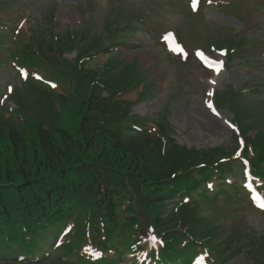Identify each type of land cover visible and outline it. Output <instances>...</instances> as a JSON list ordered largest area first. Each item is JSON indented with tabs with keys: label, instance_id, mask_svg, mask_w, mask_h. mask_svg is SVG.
<instances>
[{
	"label": "rangeland",
	"instance_id": "1",
	"mask_svg": "<svg viewBox=\"0 0 264 264\" xmlns=\"http://www.w3.org/2000/svg\"><path fill=\"white\" fill-rule=\"evenodd\" d=\"M189 2L195 10L197 0L195 6L194 0ZM187 12L183 0H0V183L11 206H19L10 187L23 181L22 175L38 177L51 170L57 173L55 168L42 167L35 125L43 124L50 132L52 146L59 151L49 155H60L57 163L61 166L74 159L96 157L97 149L86 151L78 134L83 108L96 82L105 86L97 85L95 96L117 98L137 118L123 122V128L132 130L137 125L149 134H153L152 128H158L166 133L178 157L173 176L150 183L148 178L160 169L149 168L162 158L157 145L150 142L154 138L147 135L127 140L139 145L141 153L132 157H137L138 168L145 167L148 175L142 181L145 190L139 188L133 194L118 181L125 194L118 213L124 226L137 212L135 220L143 226L133 225L137 232L121 226L112 239L104 236L90 241L86 233L80 237L87 228V222L81 223V219L91 209L96 172L82 166L70 171L66 179L62 180L59 171L54 182L45 179L44 188L56 186L77 210L55 249L51 245L59 228L41 240L22 241L30 245L25 251H31L33 257L40 259L43 252L51 257L39 264H76L72 262L74 256H88L84 248L99 247L100 243L129 249L137 242L136 251L123 250L119 254L126 264H144L159 244L176 252L172 248L178 244L173 240V230H188L192 206L180 208L179 203L185 201L179 197V203L170 200L154 208L141 197L149 189L168 190L171 185L178 191L192 190L187 193L189 202L198 200L193 203L199 220L192 226L194 239L179 245L187 242L186 251L192 254L181 264H264V212L258 210L245 189V166L223 171L221 166L206 165L182 172L189 166L187 160L205 164V155L197 157L199 151H205L210 159L216 149L230 155L242 151L232 127L236 120L253 124L244 135L246 139L264 140V0H202L196 12ZM15 29L23 32L18 34ZM165 31L175 33L184 47L177 44L174 50L164 40ZM25 33L31 37L32 51L25 49L23 41L19 43L20 36L26 41ZM229 35L242 45H227ZM224 47L234 51L226 56L222 54ZM194 49L223 60L224 66L219 71L203 68L193 57ZM17 65L28 73L39 72L47 82L55 81L58 86L55 82L47 83L48 88L43 87V81L28 83L26 70ZM12 136L15 141H26L24 155L20 149L17 153L12 150ZM68 149L70 153L64 159ZM244 151L253 165L252 175L248 174L255 187L264 190V160H254L257 156L252 150ZM127 159L124 156L125 162ZM229 183H235L240 191L232 190ZM156 217L165 224L156 225L159 231L169 234L168 240L150 231ZM200 232L212 234L202 245L197 241ZM150 237L155 241L151 242ZM5 255L2 252L0 260ZM116 257L108 250L93 253L90 259L84 257L79 264L86 260L89 264H114L119 259Z\"/></svg>",
	"mask_w": 264,
	"mask_h": 264
},
{
	"label": "trees",
	"instance_id": "2",
	"mask_svg": "<svg viewBox=\"0 0 264 264\" xmlns=\"http://www.w3.org/2000/svg\"><path fill=\"white\" fill-rule=\"evenodd\" d=\"M97 87L94 85L87 97V102L83 108L78 126L80 143L87 147L86 151L88 152L89 150L95 151L97 149L96 157L90 159L83 158L85 160L82 161H77L82 158L74 159L61 166L62 164L57 163L60 155H49L53 151H59L58 148L52 146L50 132L43 124L35 125L41 160L44 162L42 164L43 169L55 168L57 173L59 171V175H62L60 176L62 180L68 177L70 171H74V169L76 170L82 166L90 171L96 172V177L92 184L94 195L91 199V209L86 211L85 214H82L81 219V223L87 222V228L80 235L81 238H84L85 233L86 235L90 234L91 238L96 241L99 240L98 233H101V231L108 235V239H112L115 231L119 230L121 226L124 230L132 227L134 232H137V229L133 228V225L138 227L143 226L140 220H135V218H138L137 212L133 213L129 222H124V226L120 222L121 219L118 213V208L122 206V202L125 200L123 196L125 194H123L120 186L118 187L117 185L118 181L124 184L129 193L133 194L139 188L140 190H145L143 189L145 184L142 181H144L143 177L148 175L145 167L138 168L137 166L136 158L141 153L139 145H136L134 141L127 140L146 137L147 135L154 138L150 142L153 145H157L162 158L158 165L149 168V170L160 169V172L156 170L154 176L148 178L150 183L167 180L169 175L173 176L178 161V157L176 158L174 155L176 148L172 146V142L166 139L165 132L157 129L153 131V134H149L140 126L139 131L135 133H124L120 128V122H129L134 119V116L128 113V108H124L125 103L117 98H101L98 94L95 96L96 92L94 90H97ZM93 95L95 97L91 100L90 98ZM240 117L241 114L238 115V118ZM235 123L240 127L243 137L246 135V131L253 127L251 122L238 124L239 122L236 120ZM244 139V149L252 150L253 153H256L257 157L254 160H264V140L258 137L252 141L245 137ZM11 143L13 145L12 150H15L14 152L17 153V150L20 149L19 152L24 155V149L27 147L24 139L18 138L15 141V138L12 136ZM218 150L211 151L213 153L211 159L209 155L204 154L205 151H199L197 157L205 155V164L201 163L202 165H197L195 161L187 160L189 166L182 170V172L185 170L191 171L197 167L199 169L200 166L206 165H211L212 167L221 166L223 171L234 167L235 160H229L230 156H228V153ZM67 153H70L69 149L67 152L65 151L64 159L67 158ZM133 155L138 156L132 157ZM124 156L128 157L126 162L124 161ZM64 169L68 170L64 172ZM29 172L31 171L29 170ZM56 174H53L52 170L46 174L41 173L38 177H35V175L29 176L21 174L23 181L17 185L13 183L10 187V191L16 197L19 206H11L7 201L6 193L2 190V184L0 183V242L8 244L10 242L16 243L22 236H29L35 240H40L43 234L72 218L77 207L71 206L56 186L53 188H44L46 184L45 179L49 180V182H54L57 179ZM191 179L194 180L193 178ZM167 193L168 195H166ZM180 193L181 191H178L174 185H171L168 190L159 188L149 189L147 194L141 197L146 205L161 208L169 200L177 198ZM180 208L184 207L180 206ZM194 211L195 207H192V212L187 222V231H182L179 228L173 230L175 233L173 240L178 244H175L172 248H176V252L172 251L171 248L163 247L160 249V259L170 260L169 262L173 264L182 263L190 259L191 252L186 251L188 249L187 242L183 246L179 245L182 242L185 243L191 236L193 224L199 221ZM153 223L151 229L159 236L166 237L168 240L169 234L159 231V227L157 226L162 224L163 227L165 224L158 217L155 218ZM198 237L199 239H204L202 234H199ZM121 249H124V246ZM69 252V249L66 248V254ZM76 257L80 258V256ZM75 263L78 264V261L75 260ZM0 264L20 263H17L16 257H8L5 261L0 262Z\"/></svg>",
	"mask_w": 264,
	"mask_h": 264
},
{
	"label": "snow or ice",
	"instance_id": "3",
	"mask_svg": "<svg viewBox=\"0 0 264 264\" xmlns=\"http://www.w3.org/2000/svg\"><path fill=\"white\" fill-rule=\"evenodd\" d=\"M195 2H196V0H194V6H195ZM200 55L203 57L202 53H200ZM212 63H215L217 65V71H219L220 67L222 66V62H212ZM9 90L11 91V89H9ZM249 187H250V185H249ZM260 207L264 208V204H261ZM149 239L151 242L155 241V237H150Z\"/></svg>",
	"mask_w": 264,
	"mask_h": 264
}]
</instances>
